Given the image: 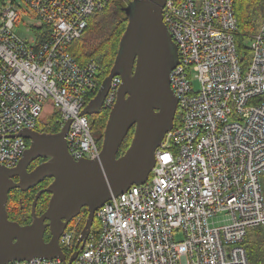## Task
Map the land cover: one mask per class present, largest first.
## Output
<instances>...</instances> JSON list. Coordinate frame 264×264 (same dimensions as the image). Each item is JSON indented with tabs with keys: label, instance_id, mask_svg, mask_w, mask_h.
<instances>
[{
	"label": "built area",
	"instance_id": "2783aa9c",
	"mask_svg": "<svg viewBox=\"0 0 264 264\" xmlns=\"http://www.w3.org/2000/svg\"><path fill=\"white\" fill-rule=\"evenodd\" d=\"M111 1L2 0L0 165L17 164L28 143L15 134L36 129L48 107L58 111L60 128L69 123L70 155L98 157L81 111L99 66L79 64L68 47ZM162 17L178 53L169 73L176 125L148 179L95 210L96 226L70 264H250L242 243L264 226V22L247 37L243 67L233 0H166ZM120 82L112 77L102 109L110 111ZM84 218L80 211L59 237L69 256ZM6 264L66 263L33 257Z\"/></svg>",
	"mask_w": 264,
	"mask_h": 264
},
{
	"label": "water",
	"instance_id": "95a60500",
	"mask_svg": "<svg viewBox=\"0 0 264 264\" xmlns=\"http://www.w3.org/2000/svg\"><path fill=\"white\" fill-rule=\"evenodd\" d=\"M166 0H125L116 10L126 19L118 49L107 76L91 97L82 114L100 110L112 77L121 82L100 139L95 158L74 159L67 148L68 122L54 133L23 129L15 134L28 140V146L14 167L0 165V264L33 257L60 258L70 264L89 234L94 212L112 195L133 184L144 183L155 164V152L165 134L174 126L177 99L170 88L169 73L178 53L162 17ZM132 130L131 139L118 155L120 146ZM39 156L48 159L26 170ZM18 180H13V177ZM45 178L52 180L39 189L31 202L29 222L10 220L6 212L8 193L26 191ZM43 192L50 193L46 208L36 213ZM82 208L87 216L77 237L75 250L67 257L59 237ZM48 229L50 238L44 239Z\"/></svg>",
	"mask_w": 264,
	"mask_h": 264
},
{
	"label": "trees",
	"instance_id": "16d2710c",
	"mask_svg": "<svg viewBox=\"0 0 264 264\" xmlns=\"http://www.w3.org/2000/svg\"><path fill=\"white\" fill-rule=\"evenodd\" d=\"M125 0H113L102 11L92 14L88 18V25L83 35L74 40L68 47V50L74 56L79 64L93 60L99 66L97 88L90 93L88 100L93 97L100 87L103 79L109 73L115 58L120 36L122 35L126 19L121 18L116 10L118 4ZM234 13L237 20V42L238 53L241 60V65L245 67L248 64V48L245 45L249 32L256 31L261 22L264 21V0H233ZM108 109H100L94 119L88 117L90 129L93 135H101L108 116ZM58 111L48 107L45 109L36 129L54 133L59 131L60 125L57 120ZM176 119H174V126ZM132 136V130L128 133L120 146L118 155L122 154L126 149ZM28 143V140H26ZM100 145V139L96 140ZM32 189V188H30ZM28 189V190H30ZM35 190L32 189L21 202H17L14 197H10L6 204V212L10 220L18 221L24 224L30 221L31 202L34 197ZM48 193L44 192L39 197L36 204V213L40 214L47 206ZM87 216L86 208H82ZM85 218L81 221L78 230L80 231L84 225ZM96 226V221L93 222V227ZM50 233L45 230L44 239L48 240ZM243 247L250 264H264V226L250 229L243 241ZM66 256L69 252L62 249Z\"/></svg>",
	"mask_w": 264,
	"mask_h": 264
},
{
	"label": "flooded vegetation",
	"instance_id": "af4514ba",
	"mask_svg": "<svg viewBox=\"0 0 264 264\" xmlns=\"http://www.w3.org/2000/svg\"><path fill=\"white\" fill-rule=\"evenodd\" d=\"M120 16V15H119ZM121 17V16H120ZM100 109H102V105L100 106ZM99 111L95 112V113H91V114H88L87 116L94 119L95 115L98 113ZM35 131H38V132H43V131H40L39 129H34ZM46 132V131H45ZM48 159V157H44V156H39L37 157L36 159L32 160L26 170L28 172L32 171L35 167H37L38 165H40L41 163L45 162L46 160ZM13 180L17 181L18 178L15 176L13 177ZM52 179L51 178H45L42 182L38 183L36 186L34 187H31L32 189L35 190V193L39 190V189H42L44 187L47 186V184L51 181ZM30 189V188H29ZM26 190V191H20L19 189H12L9 191L8 193V199H9V195H11L10 197H14L15 200H17V202H21L26 195H28L30 193V191L32 190ZM44 193V192H43ZM47 193V192H46ZM35 195V194H34ZM42 195V194H41ZM40 195V196H41ZM49 198H50V193H48V199H47V203L49 201ZM7 199V201H8ZM82 210V209H81Z\"/></svg>",
	"mask_w": 264,
	"mask_h": 264
},
{
	"label": "rangeland",
	"instance_id": "374dc122",
	"mask_svg": "<svg viewBox=\"0 0 264 264\" xmlns=\"http://www.w3.org/2000/svg\"><path fill=\"white\" fill-rule=\"evenodd\" d=\"M1 2H2V0H0V4H1ZM262 14L264 15V10H263ZM263 22L264 21H262L261 23H263ZM23 27H25V25H23ZM253 32L254 31L249 32L248 35H251ZM31 35H32V33L28 34V36H31ZM245 45H247V44H245ZM194 85H195V87H197L198 86V83L195 82ZM260 183H261L262 192H263V196H264V173H262L261 176H260ZM214 223H215V225L221 224L222 223V217L215 218L214 219Z\"/></svg>",
	"mask_w": 264,
	"mask_h": 264
},
{
	"label": "bare ground",
	"instance_id": "6f19581e",
	"mask_svg": "<svg viewBox=\"0 0 264 264\" xmlns=\"http://www.w3.org/2000/svg\"><path fill=\"white\" fill-rule=\"evenodd\" d=\"M234 6V5H233ZM7 211V210H6ZM93 225V224H92Z\"/></svg>",
	"mask_w": 264,
	"mask_h": 264
}]
</instances>
